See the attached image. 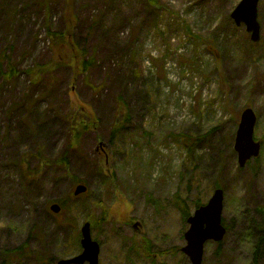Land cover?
I'll use <instances>...</instances> for the list:
<instances>
[{"label":"rangeland","instance_id":"374dc122","mask_svg":"<svg viewBox=\"0 0 264 264\" xmlns=\"http://www.w3.org/2000/svg\"><path fill=\"white\" fill-rule=\"evenodd\" d=\"M239 1L0 0V250L26 244L33 224L36 255L16 264H57L80 253L90 221L99 264H194L182 208L193 213L220 184L227 232L206 242L202 264L253 262L264 229V0L259 41L231 17ZM248 107L261 149L240 166ZM76 121L90 126L71 147ZM78 183L89 192L70 201Z\"/></svg>","mask_w":264,"mask_h":264},{"label":"water","instance_id":"95a60500","mask_svg":"<svg viewBox=\"0 0 264 264\" xmlns=\"http://www.w3.org/2000/svg\"><path fill=\"white\" fill-rule=\"evenodd\" d=\"M259 1L240 0L231 12V17L236 24L244 23L247 31L251 32V38L254 41H259L261 38V24L258 19ZM255 123L254 110L250 107L246 108L242 112L234 144L240 166L246 165L250 159L257 157L260 153L261 143L254 136ZM87 189L86 184L78 183L75 186L74 194L80 195ZM224 198V189L215 188L207 203L196 208L187 219L190 225L185 232L187 243L182 247V250L194 264H202L207 241H220L227 232L222 221ZM50 208L57 213L61 210V205L55 202L51 204ZM137 224L139 222H136ZM81 235L82 251L72 257L60 259L57 264H99L101 246L92 235L90 221H86L82 225Z\"/></svg>","mask_w":264,"mask_h":264},{"label":"trees","instance_id":"16d2710c","mask_svg":"<svg viewBox=\"0 0 264 264\" xmlns=\"http://www.w3.org/2000/svg\"><path fill=\"white\" fill-rule=\"evenodd\" d=\"M83 62H85V60H83ZM3 63H4V60H2L0 58V71H2ZM41 72L42 71H40V73ZM89 126H90V122L87 123V124L86 123H82L80 121L73 122V124L71 125V129H70L71 130V144H70L71 146H73L75 144V142L78 143V141L81 139V136L87 131V129H89ZM184 141H185V143H188L187 145H189V147H190L189 151H191L193 153V148H194V145L196 143H191V139L190 140H184ZM62 160L66 161L64 155H61L60 159L55 161V163L57 165L63 164ZM25 171L27 172V174H32V175L36 174V171H33V169H31L29 167L27 169H25ZM74 181L76 182L75 179H74ZM216 186L218 187V186H220V184H217ZM88 192H89V189L85 193L80 194L79 196L72 195L69 200L73 201L74 198L75 199H80L82 197H85V196H87ZM66 203H68V201H64L61 204V206H62L61 212L65 211V204ZM201 204L202 203H200V202H196L195 203V207H198ZM45 210H46V212L49 213L47 208ZM182 211H183V213L186 212V215H187V218H188V216L190 215V212L189 211L188 212L185 211V209H183V208H182ZM60 224L61 225L65 224L64 220L61 221ZM36 227H37V225L35 226L33 224L30 225V226H27V230H28V234H29L30 238H31V236H32V234L34 232V228H36ZM256 233H257V236H256L257 245L254 248V259H253V262L251 264H258V262H257L258 258L261 257L262 254H264V229H261L260 227H258V229H256ZM79 237H80V233H79ZM78 239H77V243H78ZM78 244L80 245V243H78ZM18 253L19 252H17V249L13 250V251H10V252H8V251L7 252H3L2 254H1V250H0V254H1L0 255V263L1 264H16V261H18L17 258L21 257V254L18 255ZM25 253L26 252H23L22 256H25ZM31 253H33V252L31 251Z\"/></svg>","mask_w":264,"mask_h":264},{"label":"flooded vegetation","instance_id":"af4514ba","mask_svg":"<svg viewBox=\"0 0 264 264\" xmlns=\"http://www.w3.org/2000/svg\"><path fill=\"white\" fill-rule=\"evenodd\" d=\"M70 144H71V141H70ZM71 146V145H70ZM71 147H74V145L73 146H71ZM104 149V148H103ZM62 155H64V157H65V159H66V153L64 152ZM28 168V165L27 166H24V170L25 169H27ZM25 173H26V175H27V172L25 171ZM27 177H28V175H27ZM48 211H49V213L50 214H54V212H52L51 210H49L48 209ZM12 229V228H11ZM26 230H27V228H26ZM28 231V230H27ZM31 238L29 237V234H28V237H27V240H26V244L25 243H23V244H21L20 246H17L16 248H14V247H10V248H6V249H1V254L3 253V252H10V251H13V250H16L17 249V252H19L18 253V255H20L21 254V257L20 258H23V257H25V256H28L29 254H30V251H32V250H28V248H29V240H30ZM30 249V248H29ZM23 252H26L25 253V256H22L23 255ZM33 252V251H32ZM0 254V255H1ZM33 254L34 255H36L34 252H33ZM20 258H17V260H19ZM83 264H86V263H83Z\"/></svg>","mask_w":264,"mask_h":264}]
</instances>
